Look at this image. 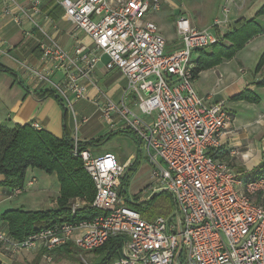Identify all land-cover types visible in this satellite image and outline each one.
<instances>
[{
  "label": "built area",
  "instance_id": "built-area-1",
  "mask_svg": "<svg viewBox=\"0 0 264 264\" xmlns=\"http://www.w3.org/2000/svg\"><path fill=\"white\" fill-rule=\"evenodd\" d=\"M29 1L28 8H18V22L28 20L38 27L41 0ZM244 2L225 0L222 16L208 27L198 28L179 16L174 30L180 47L169 51L150 17L160 10L161 0L58 1L62 18L86 34L91 45L67 51L54 41H42L44 63L60 71L61 78L53 82L47 74L30 71L62 96L76 120L68 94L85 98L88 87L95 86L101 57H107L104 68L117 69L126 84L116 102L99 93L95 104L104 121L113 126L114 114L121 127L134 134L150 166L149 181L137 201L166 191L173 205L165 216L144 219L119 193L132 159L120 162L112 152L93 154L80 148L75 136L71 153L82 161L95 194L91 202L74 199L70 211L88 204L99 213L53 223L23 239L0 228V260L33 251L51 262L50 252L64 245L91 252L118 236L120 256L111 264H176L177 259L180 264H264V170L255 179L242 180L227 162L213 158L211 152L228 134L232 115L223 102L200 97L193 85V55L226 33L231 7ZM79 121L86 122L87 117L75 124ZM31 125L40 129L37 123ZM32 182L11 189L8 197L20 195Z\"/></svg>",
  "mask_w": 264,
  "mask_h": 264
},
{
  "label": "crops",
  "instance_id": "crops-1",
  "mask_svg": "<svg viewBox=\"0 0 264 264\" xmlns=\"http://www.w3.org/2000/svg\"><path fill=\"white\" fill-rule=\"evenodd\" d=\"M58 1L41 0L42 15L37 19L38 27H36L28 20L18 22L20 15L18 8H28L29 0H14L12 3L0 0V121L4 124L37 123L40 129L50 132L58 138L62 137L64 131L67 130L73 138L76 136L78 141L83 143L99 139L98 143L87 145L93 154L112 152L110 150L100 152L98 148L105 137L120 133L121 130V132L124 131L121 127L122 122L114 114L115 124L113 126L104 121L95 102L99 99V93L117 101L120 90L125 86L126 81L117 69L106 70L104 68L107 57H101L102 61L98 63L94 73L95 86L88 87L85 98L74 99L68 94L76 120L72 112L65 107L62 96L49 83H40L30 71L36 70L47 74L53 82H57L61 78L60 71H54L44 63L39 48V43L42 41H54L60 48L67 51H71L79 44L91 45L92 41L86 34L74 30L71 23L62 18V13L59 12L62 8ZM224 1L217 0L218 5L214 7L216 13L210 19L194 20L190 18L191 13L189 12L188 19L192 25L198 28L208 27L216 17L222 16ZM262 1L264 0H245L237 8L232 6L228 30L238 19L253 18L256 8ZM4 9H7L8 12L5 13ZM188 10L191 9L188 7ZM50 11L54 13L55 17L49 14ZM150 17L152 19V15ZM257 20L264 22V15L259 16ZM165 40L166 45L170 47L169 51L180 47V39L175 30ZM223 42L228 43L226 39ZM263 51L264 31L254 34L231 58L201 70L193 79V81L201 80L200 85L205 88V98L210 102H223L225 108L232 115L231 125L226 130L228 134L222 136L221 145L213 150L212 154L216 159L227 162L242 180L246 179L241 175V172L249 173L250 171L238 165L237 154L246 151L251 146L264 158V123H260V121H264V63L258 69L256 68ZM197 56L198 54L195 53L193 58ZM195 90L198 94L199 90L196 88ZM44 91H52L53 94L43 95ZM243 91H246V98H232ZM90 107L92 108L90 109ZM83 116L87 117V121L83 123L79 121L76 125L75 121L80 120ZM93 119L98 120V123H93ZM120 128L122 129L119 130ZM104 129L108 132L103 136L99 135L98 133ZM78 131L81 133L80 136ZM138 153L140 151L138 152L136 147L135 152L130 153L124 161L129 158L134 163ZM114 155L117 157L115 153ZM141 162L140 153L135 171ZM147 164L146 162L144 166L149 169ZM261 164H264V159L253 169ZM2 179L3 176L0 175V181ZM31 179L33 182L27 188L35 185L36 204L46 208L54 207L59 196V182L56 175L28 168L23 184ZM9 191L8 188L0 186V204L8 197ZM126 198L132 200L127 196ZM19 205L22 207L23 204L20 202ZM10 208L18 207L9 206L5 210ZM4 227L6 224L0 217V228ZM38 253L30 251L11 258L1 256L0 264L31 263ZM40 260L44 261L42 256Z\"/></svg>",
  "mask_w": 264,
  "mask_h": 264
},
{
  "label": "trees",
  "instance_id": "trees-1",
  "mask_svg": "<svg viewBox=\"0 0 264 264\" xmlns=\"http://www.w3.org/2000/svg\"><path fill=\"white\" fill-rule=\"evenodd\" d=\"M62 11L59 12L62 13ZM263 12L264 5L257 11L256 15ZM49 14L55 17L53 12L50 11ZM263 31L264 26L256 23L254 17L248 20L238 19L234 21L232 28L226 31L216 43L196 51L198 56L195 58L193 78L201 70L231 58L249 38ZM224 39L228 43L225 44L223 42ZM263 63L264 51L256 68L258 69ZM50 94H53V92H43V95ZM246 97V91H243L232 98L243 99ZM123 132H129V130H124ZM98 140L96 139L89 143L79 141V146L83 149L91 143H98ZM72 147L73 137L67 130L64 131L62 137L58 138L43 129H35L31 123L4 124L0 121V175L3 176L0 186L9 190L23 186L25 172L28 168L42 170L48 174L54 173L59 182V196L54 207L33 210L18 207L6 209L1 213V220L6 224L9 233L16 239H23L28 234L56 222L80 221L89 219L99 213L98 210L88 204L78 209L75 213L70 211L69 206L74 199L78 198L85 202H91L95 194L94 184L84 170L82 161L71 153ZM211 155L216 158L215 155ZM139 157L140 153H138L135 162L127 169L125 176L122 178L119 193L125 197L127 206L137 210L144 219L151 220L161 215L151 207L157 197L164 195L168 204L172 203L173 205V202L171 195L166 191L154 193L147 200L141 202L137 201L138 199L129 200L126 198L125 189L129 178L136 169ZM263 170L264 164H261L249 173L242 171L241 175L246 180L255 179ZM70 246L71 244L64 245L50 253L55 258H71L76 254V251L72 250ZM120 246V237L114 236L103 247L93 250V252L100 255V261L97 264H111L120 256ZM40 258L41 252L34 257L31 263L19 262L15 264H38Z\"/></svg>",
  "mask_w": 264,
  "mask_h": 264
},
{
  "label": "rangeland",
  "instance_id": "rangeland-1",
  "mask_svg": "<svg viewBox=\"0 0 264 264\" xmlns=\"http://www.w3.org/2000/svg\"><path fill=\"white\" fill-rule=\"evenodd\" d=\"M217 5H218L217 0H161V8L158 12L152 14V20L157 24L160 33L166 39V37L170 36L172 32L174 33L173 24L174 21L177 20V18H179V16H186L188 18L189 13H191L190 14L191 19L195 20V19L206 18V20H208L214 15V13H216V9L214 7ZM263 5H264V1H262L258 5L253 17L256 23L264 26V22L257 20L259 16L264 15V12L256 15L257 11L260 10ZM188 7L191 10H188ZM169 48L170 47L166 45L165 50H169ZM200 83L201 80L198 79L193 81V85L195 86L196 89L199 90V91L197 90L199 96L204 98L205 88L204 87L202 88ZM108 98L113 102H116L111 97ZM91 108L92 107H90V109ZM134 110L137 111V109ZM92 121H94L93 123L95 122L98 123V120L93 119ZM121 129L122 128H120L119 130ZM106 132L108 131L104 129L100 131V133L98 134L103 136L104 134H106ZM78 135L79 136L81 135L79 131H78ZM134 139H135L134 134L130 131L109 135L108 137H105L103 139L98 149L100 150V152H103L105 150H110L114 152L117 155L118 159L122 162L129 156L130 153L135 152L136 147L139 150L138 142L136 139L134 141ZM146 162H147L146 158L142 157V162L140 163L139 167L128 180V185L126 187V196L132 200L138 199L141 196L143 187L149 181L148 170H150V166L149 164H147L149 169L146 168L147 166L146 167L144 166ZM34 189H35V185L24 190L21 195L7 197L4 200V202L0 204V214L3 210H5V208H8L9 206L19 207L20 202L23 204L22 207L26 210L45 209L46 207L36 204L37 199H35L36 194H34ZM165 198L166 196L161 195L157 197L151 204V207H153L155 211L159 212V214L163 216L169 214L172 209V203L168 204ZM70 248L76 251V254L73 257L55 258L52 256L51 262L40 260V263L38 262V264H97L100 261V255L93 251L91 252L79 251L73 245H71Z\"/></svg>",
  "mask_w": 264,
  "mask_h": 264
},
{
  "label": "clouds",
  "instance_id": "clouds-1",
  "mask_svg": "<svg viewBox=\"0 0 264 264\" xmlns=\"http://www.w3.org/2000/svg\"><path fill=\"white\" fill-rule=\"evenodd\" d=\"M260 123H264V121H260ZM262 159L264 158L261 157L260 153L251 146L246 151L237 154L238 165L247 171H251L259 165Z\"/></svg>",
  "mask_w": 264,
  "mask_h": 264
},
{
  "label": "water",
  "instance_id": "water-1",
  "mask_svg": "<svg viewBox=\"0 0 264 264\" xmlns=\"http://www.w3.org/2000/svg\"><path fill=\"white\" fill-rule=\"evenodd\" d=\"M176 264H180L178 259H177V261H176Z\"/></svg>",
  "mask_w": 264,
  "mask_h": 264
}]
</instances>
